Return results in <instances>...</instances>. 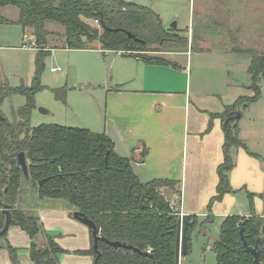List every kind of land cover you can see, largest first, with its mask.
<instances>
[{
    "label": "trees",
    "instance_id": "16d2710c",
    "mask_svg": "<svg viewBox=\"0 0 264 264\" xmlns=\"http://www.w3.org/2000/svg\"><path fill=\"white\" fill-rule=\"evenodd\" d=\"M7 4L19 6V22L32 28L38 45H46L49 31L45 23L53 20L65 27L63 47L121 52L149 64L171 63L147 54L163 50L170 28L165 26L157 11L133 0H61L59 3L57 0H0V7ZM3 20L0 17V22ZM90 20H97L100 28ZM128 31L135 36L130 37ZM38 51L31 87L9 88L0 84V231L5 227L9 210L10 226H20L30 236L29 251L34 264H61L59 256L65 250L55 236L47 233L35 212L19 206L23 188L29 185L40 199H60L94 220L101 235L98 241L100 256L95 262L97 251L91 227V248L84 251L94 256L93 264H175L177 222L182 204L181 180L156 178L142 182L133 169V156L120 155L114 141L104 131L58 123L32 127L30 118L35 95L43 88L40 74L44 55L51 52V48ZM241 52L251 56L248 71L254 94L241 95L232 104L225 105L222 112L211 113L207 131L214 118H221L225 141L224 160L218 167L217 193L208 207L211 209L212 204L227 193L246 189L252 212L224 216L213 243L217 264H264V215L257 214L253 204L255 196L264 194L251 192L246 187L236 189L229 180V173L236 164L233 149L242 147L260 157L240 137V118L228 120L236 111L247 108L262 96L264 51ZM14 93L25 95L27 102L17 111L19 118L10 121L1 106ZM21 152L28 161V177L19 164ZM147 154L148 148L144 146L141 159ZM44 178L47 180L40 185L39 181ZM195 217L191 216L194 224ZM242 224L248 246L240 233ZM191 228L187 230L186 255L191 250ZM6 235L7 232L0 235L5 239L0 247L7 248L13 263L18 264V249ZM41 235L45 238L43 244L38 242ZM103 238L131 244L140 251L115 247ZM250 248H255L258 254Z\"/></svg>",
    "mask_w": 264,
    "mask_h": 264
},
{
    "label": "rangeland",
    "instance_id": "374dc122",
    "mask_svg": "<svg viewBox=\"0 0 264 264\" xmlns=\"http://www.w3.org/2000/svg\"><path fill=\"white\" fill-rule=\"evenodd\" d=\"M60 1L57 0V3ZM133 1L160 13L163 23L170 28V35L167 36L163 50L149 51V56L168 60L169 52L193 51V78L195 75V79L197 77L200 80L197 85H208L210 88H217L218 85L213 81L221 78L212 77L215 72L210 69V62L216 64L222 60L225 65L222 86L225 87L226 81H229L235 84L233 86L238 84V88H245L243 96L254 94L250 87L251 74L248 71L251 56L241 51H264V0ZM20 15L18 5L7 4L0 7V17L2 20L6 19L0 22V84L9 88L31 87L36 74L38 49L51 48V52L44 55V67L40 74L43 88L35 95L30 125L34 127L42 123H58L74 127H100L105 117L107 89L118 86L119 79L129 71L130 74L139 75L137 61L119 55H116L117 59L114 61L113 54L106 56L94 49L63 47L65 27L53 20H47L45 23L49 31L46 45L36 44V47L35 44L31 45L34 41L33 30L19 22ZM174 21L178 22L176 29L170 27ZM90 22L100 28L97 20ZM172 58L178 59L185 66L191 61V56L189 60L186 54ZM197 63L206 65L208 71L195 72ZM54 67L61 69L54 71ZM216 72L217 76L221 75L220 71ZM186 75H189V71L182 76L184 81ZM177 78L176 84H181L183 80L179 81V75ZM260 85L261 98L247 108H241L243 115L238 125L242 130L240 137H249L250 147L264 154V80ZM26 102L25 95L14 93L4 100L2 112L10 121H14L19 118L17 111ZM41 107L49 112H41ZM233 196L235 202L230 209L232 214L252 212L246 189L234 193ZM46 200L50 202H40L35 190L28 185L23 188L19 206L35 212L40 217L39 209L42 205H55L54 203L60 201ZM35 202L38 203L37 208L33 207ZM207 210L210 209H206L204 214L198 213L195 217V224L190 231L191 250L183 256L184 261L181 259V264H217L213 243L219 235L224 216L209 213ZM45 230L51 236L60 233L47 228ZM7 236L8 234L6 239ZM4 241L5 239L0 238V244ZM38 242L44 243L39 237Z\"/></svg>",
    "mask_w": 264,
    "mask_h": 264
},
{
    "label": "crops",
    "instance_id": "0c3cea01",
    "mask_svg": "<svg viewBox=\"0 0 264 264\" xmlns=\"http://www.w3.org/2000/svg\"><path fill=\"white\" fill-rule=\"evenodd\" d=\"M94 50L102 52L100 49ZM109 54L115 55L114 61L117 59L116 55L137 61L139 75L130 74L129 71L119 79L118 86L108 88L103 123L100 127H85L106 132L114 141L115 149L120 155L133 156V169L142 182L156 178L181 180V214H204L212 197L217 193L220 179L218 167L224 160L223 121L219 117L214 118L211 129L207 131L211 113L222 112L225 105L232 104L245 94V88H238V84L233 86L235 84L229 81H226L225 87L222 86L223 73L225 74L222 60L216 64L210 62V69L215 72L212 77H221L220 80L213 81L218 85L217 88L197 85L200 80L197 77L196 80L195 75L193 78V51L169 52L167 59L171 63L168 64H149L141 58L123 55L121 52L104 53L106 56ZM183 54L189 60L191 56V61L186 66L172 58ZM197 64L195 72L208 71L206 65ZM127 68L129 69L128 66ZM188 71L189 75L185 76L184 81L182 76ZM216 71H220L221 75L217 76ZM177 75L179 81L183 80V84H176ZM134 83L137 84L131 86ZM242 139L254 151L250 147L251 139ZM144 146L148 148V154L142 160ZM254 152L260 157L250 154L242 147L233 149L236 164L229 173V180L236 189L246 187L251 192L264 194V154ZM233 194H225L222 200L215 201L207 211L222 217L232 214L230 209L235 202ZM254 198L255 212L264 215V196L257 195ZM40 200L42 203L50 202L46 199ZM60 201L54 203L55 205H42L38 208L44 227L60 232L55 236L65 250L59 256L60 263L93 264L94 256L84 252L91 248L90 227L71 214L73 207ZM33 207L37 208L38 203L35 202ZM243 212L240 214L251 213ZM7 234L9 242L18 249V264H34L29 251L31 239L28 233L19 226L12 225ZM39 238L45 241L44 236ZM183 256L181 255L182 262ZM0 264H14L7 248L0 247Z\"/></svg>",
    "mask_w": 264,
    "mask_h": 264
},
{
    "label": "water",
    "instance_id": "95a60500",
    "mask_svg": "<svg viewBox=\"0 0 264 264\" xmlns=\"http://www.w3.org/2000/svg\"><path fill=\"white\" fill-rule=\"evenodd\" d=\"M171 28L176 29L177 28V21L172 22V24L170 25ZM128 35L130 37H134L135 35L131 32L128 31ZM137 40H140L139 38L136 37ZM40 111L43 113H48L49 111L45 108H40ZM242 117V113L240 111H236L234 116L228 118V120L230 119H239ZM107 158V157H106ZM19 164L23 169V172L25 174L26 177L29 176V169H28V161L26 158V155L24 152H21L19 154ZM47 180V178L42 179L41 181H39V184L42 185L45 181ZM1 204V202H0ZM8 212V218L5 224V227L3 228V230L0 231V235L4 234L5 232L8 231L9 227H10V215H9V210H7ZM71 214L78 220L84 222L85 224H87L89 227L92 228L93 230V235L95 238V243H94V249L97 251V257L95 258V262L98 260L100 253L98 250V241L101 238V235L99 234V229L96 225V223L94 222V220L90 219L84 212L79 211V210H73L71 211ZM194 222L191 219V215L190 214H183L178 218V222H177V240H176V263L175 264H180L181 261V255H186L187 253V230L189 227L193 226ZM242 239L244 241L245 246H248V241L246 239V236L244 234V224L241 225V230H240ZM106 242H108L109 244L115 246V247H124V248H134L133 245L131 244H126V243H122L121 241H112L109 240L107 238H103ZM136 251H140L138 248H134ZM251 250H253L254 252H257V250L255 248H250Z\"/></svg>",
    "mask_w": 264,
    "mask_h": 264
},
{
    "label": "built area",
    "instance_id": "2783aa9c",
    "mask_svg": "<svg viewBox=\"0 0 264 264\" xmlns=\"http://www.w3.org/2000/svg\"><path fill=\"white\" fill-rule=\"evenodd\" d=\"M34 44H35V46H36L35 40L31 43V45H34ZM23 45L26 46L25 43H24ZM60 69H61V67H54V68H53L54 71H59ZM181 215H183V214H181Z\"/></svg>",
    "mask_w": 264,
    "mask_h": 264
}]
</instances>
